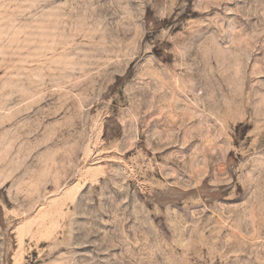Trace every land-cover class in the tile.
Returning <instances> with one entry per match:
<instances>
[{
	"label": "rangeland",
	"instance_id": "obj_1",
	"mask_svg": "<svg viewBox=\"0 0 264 264\" xmlns=\"http://www.w3.org/2000/svg\"><path fill=\"white\" fill-rule=\"evenodd\" d=\"M0 264H264V0H0Z\"/></svg>",
	"mask_w": 264,
	"mask_h": 264
}]
</instances>
